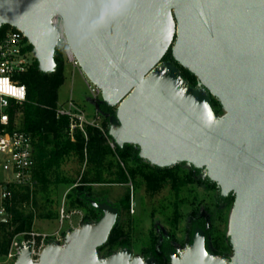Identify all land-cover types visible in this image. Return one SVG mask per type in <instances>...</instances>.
<instances>
[{"label":"water","instance_id":"obj_1","mask_svg":"<svg viewBox=\"0 0 264 264\" xmlns=\"http://www.w3.org/2000/svg\"><path fill=\"white\" fill-rule=\"evenodd\" d=\"M53 16L81 73L115 110L107 120L115 147L133 146L159 169L205 170L222 198L233 195L231 257H215L196 229L169 264H264V0H0V28L23 34L44 74L56 67ZM168 53L177 66L163 62ZM87 203L98 220L67 232L62 246L47 243L38 264H156L128 248L101 258L118 210ZM13 264H33L29 245Z\"/></svg>","mask_w":264,"mask_h":264},{"label":"rangeland","instance_id":"obj_2","mask_svg":"<svg viewBox=\"0 0 264 264\" xmlns=\"http://www.w3.org/2000/svg\"><path fill=\"white\" fill-rule=\"evenodd\" d=\"M63 63L64 83L59 90L57 106L66 109L71 103L73 107L83 112L89 123L96 121L100 126L102 117L97 113L96 105L102 102L101 96H89L84 83L86 78L81 71L73 69L65 59ZM198 87L197 82L195 88ZM212 99L216 102L214 108L218 112L217 116H223L224 112L218 102ZM113 112H115L114 109ZM20 121L21 119L17 121L19 129L21 128ZM129 166L124 163L121 165L123 169L131 168ZM190 168L191 166L186 164L172 166L170 170L172 177L153 190L148 189L137 173L133 177L127 175L128 183L125 185L92 184L90 186L97 197L104 199L109 205H116L124 194H128V212L118 215L117 219L123 224L124 232L131 242L133 257L142 259L141 250L149 248L152 241H155V245L158 246L163 236L176 245L178 252H183L190 244L191 236L183 238V245H180V238L187 234L192 222L198 220H201L202 227L207 234L211 252L216 249L218 252L222 250L225 256L218 258L231 257L232 251L227 239L233 197L230 194L225 199L227 201L222 200L218 187L210 181L208 183L204 181L206 179L205 170L194 173ZM115 170L114 166L110 171ZM106 174V172L103 173L105 177ZM2 177L0 174V181ZM95 178V169L88 166L85 160L78 159L75 152H70L63 158L59 168L49 176L50 183L47 185L46 192H42L40 187L34 185L32 181L33 184L29 188L36 191L38 208L34 211V219L30 223L29 230L24 233L32 232L46 236L45 245L56 242L59 238L57 245L62 246L65 234L72 230H79L84 218L89 216L85 206L71 205L73 199L68 198V195L75 186L82 182H92ZM62 210L64 214H68L69 219L60 220ZM40 214L46 217L39 218ZM17 235L12 236L10 244ZM100 257L105 256L100 253ZM4 263L3 257L0 256V264ZM157 264H168V261L165 258Z\"/></svg>","mask_w":264,"mask_h":264},{"label":"trees","instance_id":"obj_3","mask_svg":"<svg viewBox=\"0 0 264 264\" xmlns=\"http://www.w3.org/2000/svg\"><path fill=\"white\" fill-rule=\"evenodd\" d=\"M10 27L2 26L0 28V37ZM55 69L47 74L38 70L37 63L34 61L27 72L20 74L19 83L25 86L26 101L23 103L21 115V129L29 134L34 146L35 168L33 171L34 185H38L42 192H46L47 185L50 183L49 176L59 168L63 158L70 152H75L78 159L85 160L88 166H92L96 171V178L92 182H82L80 185L71 189L68 198L73 199L71 205L85 206L89 216L84 218L85 221H96L101 216L100 212L91 208L87 203L93 200L97 203H107L102 198H98L92 191V184H118L125 185L128 183L127 175L133 177L135 173L146 183L148 189H157L160 184L170 179L171 167L159 169L150 166L148 163L140 160L137 156V148L125 145L123 148L114 147L112 150L108 145L107 120L113 115V108L108 107L103 102L96 105L97 113L102 117L100 131L97 128L86 127L85 137L75 131L73 141L68 134L69 120L65 116L57 117L56 111L59 102V90L64 83V63L59 52L54 54ZM163 62H172L171 55L168 53ZM174 64V63H173ZM176 65V64H174ZM177 66V65H176ZM181 77L193 88L197 85L196 79L186 70L178 67ZM210 104L217 115L218 112L214 106L216 102L210 97ZM130 165L131 168L123 169L122 164ZM115 166V171L110 170ZM190 170L198 173L192 167ZM107 173L106 177L103 173ZM206 183L209 180H204ZM188 183V181H186ZM86 187H85V186ZM85 187V188H84ZM233 197V195L231 194ZM226 198L222 199L225 200ZM227 201V200H225ZM118 210V215L127 213L129 208V196H124L116 205H111ZM38 208L36 191L30 190L29 187H22L12 192L7 214L9 219L5 223L0 222V256L4 257L10 246L13 235L21 234L29 230L30 223L34 219V211ZM176 215V213H175ZM45 218L43 214L38 216ZM130 223V222H129ZM194 225L201 230L203 225L201 220L193 221L187 234L180 238V245H183V238H189L192 235ZM228 243V239H227ZM205 246L208 251L209 241L205 240ZM229 246V243H228ZM182 247V246H181ZM124 248L131 250V242L128 235L124 232L123 224L117 219L109 238L104 246L99 249V253L104 256L116 253ZM176 245L169 238L162 237L158 246L155 241L151 242L149 248L141 250L142 259L152 258L157 263L164 261L168 251L177 252ZM215 257H224V251L212 250Z\"/></svg>","mask_w":264,"mask_h":264},{"label":"built area","instance_id":"obj_4","mask_svg":"<svg viewBox=\"0 0 264 264\" xmlns=\"http://www.w3.org/2000/svg\"><path fill=\"white\" fill-rule=\"evenodd\" d=\"M55 34V52L73 69H79V64L68 43L62 20L53 16L49 20ZM35 58L29 42L20 31L9 28L0 37V217L7 214V206L12 192L18 188L31 187L35 168L34 146L29 134L18 128L20 110L26 101L25 86L19 83V75L28 71ZM89 96L100 95L99 90L87 79L84 80ZM57 117L65 116L69 120L68 134L73 141V134L79 131L85 137V128L90 126L103 132L96 121L88 122L83 112L69 103L68 108L58 107ZM21 122V121H20ZM21 124V123H20ZM109 147L113 150L114 144L109 139ZM69 219L68 214L60 212V220ZM46 236L35 233H22L10 244L3 257L4 264H13L20 256L21 248L30 246V261L38 264L39 256L45 245ZM60 239L57 238V242Z\"/></svg>","mask_w":264,"mask_h":264},{"label":"flooded vegetation","instance_id":"obj_5","mask_svg":"<svg viewBox=\"0 0 264 264\" xmlns=\"http://www.w3.org/2000/svg\"><path fill=\"white\" fill-rule=\"evenodd\" d=\"M221 199H224V198H221ZM196 229H200L197 225H194V228H193V231H192V235H191V239H192V236H193V233H194V231L196 230ZM201 230V229H200ZM203 232H204V235H205V240H206V232L204 231V230H202ZM191 239H190V243H191ZM170 252H172V251H168L167 252V254H166V260L168 261V264H169V260H168V254L170 253ZM210 252V251H209ZM174 253H176L177 255H179V254H181L180 252H174ZM156 263V262H155Z\"/></svg>","mask_w":264,"mask_h":264}]
</instances>
